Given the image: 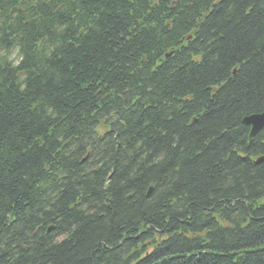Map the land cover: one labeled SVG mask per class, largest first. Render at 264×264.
Instances as JSON below:
<instances>
[{"label":"trees","instance_id":"1","mask_svg":"<svg viewBox=\"0 0 264 264\" xmlns=\"http://www.w3.org/2000/svg\"><path fill=\"white\" fill-rule=\"evenodd\" d=\"M263 112L264 0H0V264H264Z\"/></svg>","mask_w":264,"mask_h":264},{"label":"water","instance_id":"2","mask_svg":"<svg viewBox=\"0 0 264 264\" xmlns=\"http://www.w3.org/2000/svg\"><path fill=\"white\" fill-rule=\"evenodd\" d=\"M242 123L249 127L248 143H251L252 139L264 129V112L245 117L242 119ZM261 160L259 159L256 163L261 162Z\"/></svg>","mask_w":264,"mask_h":264}]
</instances>
